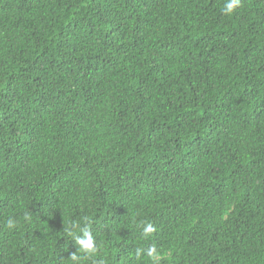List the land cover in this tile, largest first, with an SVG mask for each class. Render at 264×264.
Masks as SVG:
<instances>
[{
	"label": "trees",
	"instance_id": "obj_1",
	"mask_svg": "<svg viewBox=\"0 0 264 264\" xmlns=\"http://www.w3.org/2000/svg\"><path fill=\"white\" fill-rule=\"evenodd\" d=\"M225 3L0 0V264H264V0Z\"/></svg>",
	"mask_w": 264,
	"mask_h": 264
},
{
	"label": "clouds",
	"instance_id": "obj_2",
	"mask_svg": "<svg viewBox=\"0 0 264 264\" xmlns=\"http://www.w3.org/2000/svg\"><path fill=\"white\" fill-rule=\"evenodd\" d=\"M240 0H226L225 5L222 8V11L225 15H232L235 9L239 6ZM10 228L15 227L12 222H9L8 225ZM81 228L79 223L73 222L68 229V234L70 236H75V240L79 245V252L83 253L84 256H94L96 255L100 249L96 243V240L91 235L90 232H85L84 239H80L79 236H76V232H81ZM156 231L154 226L151 223H146L143 226V236L148 238ZM147 257L151 264H161V262L166 259V256L162 253L161 250L157 248L155 244L147 247V248H137L136 250V258L141 259L142 257ZM71 264H79L81 260V256H78L76 253L72 254L69 258Z\"/></svg>",
	"mask_w": 264,
	"mask_h": 264
}]
</instances>
